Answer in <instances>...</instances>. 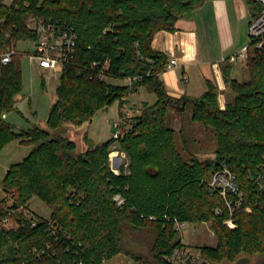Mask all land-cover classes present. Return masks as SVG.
Returning <instances> with one entry per match:
<instances>
[{"label":"trees","instance_id":"obj_1","mask_svg":"<svg viewBox=\"0 0 264 264\" xmlns=\"http://www.w3.org/2000/svg\"><path fill=\"white\" fill-rule=\"evenodd\" d=\"M206 1L0 0V50L36 37L29 22L38 18L70 26L77 34L74 52L58 80L48 128L34 125L17 131L5 119L22 90L21 54L1 67L0 151L15 139L31 150L4 175L0 264H103L125 252V229L147 227L155 231L152 254L145 262L137 260L165 264V257L181 244L176 219L210 222L218 242L202 245L204 264L235 263L242 254L264 255V190L250 179L264 166V45L247 58L246 80H227L235 95L223 108L211 80L201 96L170 94L162 77L169 57L152 47L158 30L175 31L180 18ZM245 1L252 17L259 15L261 3ZM141 87L154 92L156 101L145 102L119 136L97 143L87 138L86 149L77 151L76 141L64 134V123L81 125L117 98L122 107ZM188 104L194 121L214 128L215 158L187 160L177 149L167 110ZM114 149L126 153L128 172L111 169ZM222 163L236 174L244 205L251 206V211H237L235 228L224 224L226 210L214 212L215 206L224 204L207 182ZM116 194L124 198L120 205ZM34 196L49 205L50 218L28 210ZM47 243L55 253L38 257L34 248Z\"/></svg>","mask_w":264,"mask_h":264},{"label":"rangeland","instance_id":"obj_2","mask_svg":"<svg viewBox=\"0 0 264 264\" xmlns=\"http://www.w3.org/2000/svg\"><path fill=\"white\" fill-rule=\"evenodd\" d=\"M12 1L3 0L6 4H10ZM250 23L247 27L242 28L244 31L240 33L243 39L241 43H245V45L251 41ZM41 39L42 33L38 32L36 37L20 39L16 43V50L21 54L22 90L17 96L16 108L5 112L4 117L14 125L17 131L28 129L34 125L48 128V113L56 98V87L62 71L43 69L32 61L31 53L36 50V46ZM210 50L213 51V49ZM230 51L227 50L224 54L226 55ZM187 70L190 79L188 82L182 83L188 89L187 94L201 96L203 93V90H199L201 89V82L199 84L198 78H196L192 69ZM180 75L182 76L181 73ZM238 76L242 81L248 78L249 72L246 64H244L243 71L239 72ZM112 81L122 83L121 80ZM192 89L196 94H191ZM232 94L234 97L235 93ZM156 99L157 96L154 92L147 87H141L139 91L128 96L122 107H120V99L117 98L107 107L100 109L91 120L81 125L70 122L64 123V134L76 141L77 151H82L87 147V138L97 143L113 136L114 131L118 128L117 125H120L123 118L124 124L120 126L118 132L120 135V132L130 126L132 118L140 113L143 104L145 102L154 103ZM167 124L176 131L177 149L184 159L189 160L192 157H197L203 160L216 157L215 130L211 126L192 119V105L188 104L184 109L169 107L167 110ZM30 150L31 146L22 144L18 139H15L8 142L0 151V200L6 195L3 189V180L7 169L11 164L23 160ZM110 166L116 173H120L121 170L128 172L126 153L120 149L112 150L110 152ZM9 203L11 202L9 201ZM28 210L46 219L51 216V208L38 196H34L30 200ZM195 224L197 225L195 232L194 223L188 224L180 231L182 240L197 249H200L204 244L215 246L218 239L216 234L212 233L214 230L210 222L204 221ZM154 238L155 231L150 227L141 230L125 229L123 236V249L125 252L106 259V264H142L141 262H145L147 258L150 259L152 254L151 245ZM241 257L243 258L241 262L246 264H257L264 260L262 254L253 256L242 254ZM228 264H234V262Z\"/></svg>","mask_w":264,"mask_h":264},{"label":"crops","instance_id":"obj_3","mask_svg":"<svg viewBox=\"0 0 264 264\" xmlns=\"http://www.w3.org/2000/svg\"><path fill=\"white\" fill-rule=\"evenodd\" d=\"M251 16L245 0H207L180 18L175 31L158 30L152 47L177 62L162 74L168 92L175 96L185 94L196 97L187 94L188 89L182 84L185 82L182 76L186 75L188 82L190 75L187 69H192L199 84L201 82L199 90L202 92L207 89V80L216 84L218 102L223 108L233 97L227 80H240L238 74L246 64L245 60L230 58L245 46L241 43L240 33L251 22ZM227 50L231 51L225 55ZM190 92L196 94L193 89Z\"/></svg>","mask_w":264,"mask_h":264},{"label":"built area","instance_id":"obj_4","mask_svg":"<svg viewBox=\"0 0 264 264\" xmlns=\"http://www.w3.org/2000/svg\"><path fill=\"white\" fill-rule=\"evenodd\" d=\"M261 5V12L250 23V36L251 41L245 45L237 54L231 56V60L241 59L247 60L250 54L259 50L264 45V0H258ZM36 33H42V39L38 42L36 50L31 53L32 61L36 62L41 68L53 69L55 71H62L64 65L68 62L70 56L74 52L76 45L77 34L74 29L67 25H58L51 20H45L44 18H38L33 20ZM1 22V20H0ZM16 44H11L0 50V72L3 65H7L12 61V58L17 54ZM176 60L171 58L167 64L166 70L171 69L176 65ZM98 75L104 77V72L100 71ZM132 78H127V81L131 82ZM183 80H187V76L183 75ZM123 118L120 125H117V130L114 131L113 136H119V128L123 125ZM121 133V132H120ZM264 167V166H263ZM262 170L264 171V168ZM259 172L258 175L250 174V179L255 181L261 189L264 190V173ZM209 191L211 193L216 192L223 200L224 208L220 205L214 207L216 214H222L224 210L228 212V217L224 220L229 228H235L237 225L236 213L239 209L251 211L250 205H244V193L239 186L236 174L229 168L226 163H222L221 166L212 171L208 179ZM114 199L118 204L124 202V198L119 194L114 196ZM264 205V203H263ZM28 217L32 215L27 212ZM153 217V216H151ZM2 220L6 223L9 222L8 217H3ZM193 222L185 220H175L174 228L180 233V231ZM32 224L36 225V220H32ZM50 227L52 230L53 224L50 221ZM197 225L194 223V232ZM53 235L55 230L51 232ZM212 233L215 234L213 231ZM57 238H55L56 240ZM34 252L38 257L49 256L54 254V248L50 243H47L41 248H34ZM165 264H204L201 248L197 249L185 243L181 238V244L176 246L166 257ZM103 264H106V259L103 260Z\"/></svg>","mask_w":264,"mask_h":264},{"label":"water","instance_id":"obj_5","mask_svg":"<svg viewBox=\"0 0 264 264\" xmlns=\"http://www.w3.org/2000/svg\"><path fill=\"white\" fill-rule=\"evenodd\" d=\"M29 23L35 28V26H34L35 22L33 20H31ZM242 259H243L242 257L239 258L238 260L235 261L234 264H246V263L241 262Z\"/></svg>","mask_w":264,"mask_h":264}]
</instances>
